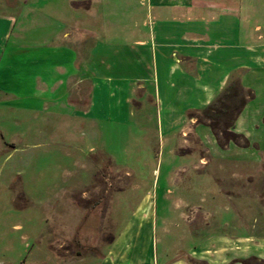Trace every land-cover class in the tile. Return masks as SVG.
Returning <instances> with one entry per match:
<instances>
[{"label":"crops","instance_id":"0c3cea01","mask_svg":"<svg viewBox=\"0 0 264 264\" xmlns=\"http://www.w3.org/2000/svg\"><path fill=\"white\" fill-rule=\"evenodd\" d=\"M80 18L82 28L75 30ZM47 29L50 40L39 39ZM55 36H61L56 43ZM234 78L255 95L235 129L255 141L257 130L264 131V0H14L0 13V98L23 125L26 115L36 125L45 110L77 111L88 129L97 127L105 136L122 123L137 146L154 132L161 158L166 146H182L193 130L215 153L210 128L192 114ZM75 94L88 99L82 111L70 101ZM230 151L211 158L226 164L220 173L241 170L243 177L251 158ZM139 211L99 264H160L157 219L148 207ZM227 249L212 263L242 264L249 257L248 247ZM258 253L264 260V245Z\"/></svg>","mask_w":264,"mask_h":264},{"label":"rangeland","instance_id":"374dc122","mask_svg":"<svg viewBox=\"0 0 264 264\" xmlns=\"http://www.w3.org/2000/svg\"><path fill=\"white\" fill-rule=\"evenodd\" d=\"M13 1L0 0V13ZM71 20L66 22H78ZM79 20L75 30L82 28ZM42 21L47 27V20ZM96 21L92 19V28ZM48 30L39 39L50 40ZM60 38L55 36L54 42ZM245 90L253 93L249 102L255 95ZM76 96L70 101L82 111L88 99ZM2 101L0 264H99L128 220L147 207L157 219L154 245L160 264H214L212 256L229 246L248 247L242 264H264L255 255L264 245L263 130H257L253 141L236 131L235 121L234 131L243 137L239 144L222 146L200 111L192 115L210 128L219 151L210 150L193 130L182 146H166L161 158L154 132L150 141L145 137L137 146L121 123L106 138L97 127L88 129L77 111L45 110L36 125H29L25 114L23 125L15 109H4ZM229 148L234 156L251 158L243 177L241 170L220 173L226 164L211 158ZM232 236L247 240L223 239Z\"/></svg>","mask_w":264,"mask_h":264},{"label":"trees","instance_id":"16d2710c","mask_svg":"<svg viewBox=\"0 0 264 264\" xmlns=\"http://www.w3.org/2000/svg\"><path fill=\"white\" fill-rule=\"evenodd\" d=\"M252 97V92L246 91L238 80L232 79L221 95L202 110L220 145L226 146L229 142L239 144L238 138L243 136L234 131V123ZM194 117L200 121L199 116L194 114Z\"/></svg>","mask_w":264,"mask_h":264}]
</instances>
